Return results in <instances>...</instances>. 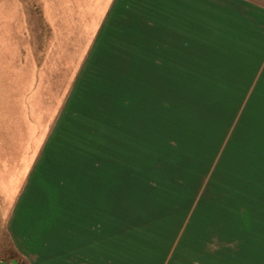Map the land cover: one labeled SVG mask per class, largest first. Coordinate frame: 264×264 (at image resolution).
Instances as JSON below:
<instances>
[{
	"label": "rangeland",
	"instance_id": "1",
	"mask_svg": "<svg viewBox=\"0 0 264 264\" xmlns=\"http://www.w3.org/2000/svg\"><path fill=\"white\" fill-rule=\"evenodd\" d=\"M0 264H264V0H0Z\"/></svg>",
	"mask_w": 264,
	"mask_h": 264
}]
</instances>
